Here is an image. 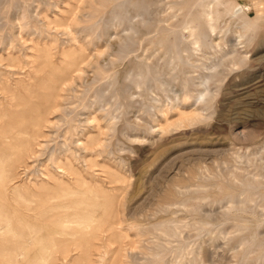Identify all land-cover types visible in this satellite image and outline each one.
I'll use <instances>...</instances> for the list:
<instances>
[{"label":"rangeland","instance_id":"1","mask_svg":"<svg viewBox=\"0 0 264 264\" xmlns=\"http://www.w3.org/2000/svg\"><path fill=\"white\" fill-rule=\"evenodd\" d=\"M79 1L0 0V264H264V0Z\"/></svg>","mask_w":264,"mask_h":264},{"label":"bare ground","instance_id":"2","mask_svg":"<svg viewBox=\"0 0 264 264\" xmlns=\"http://www.w3.org/2000/svg\"><path fill=\"white\" fill-rule=\"evenodd\" d=\"M1 1H2V0H1ZM10 1H11V0H10ZM22 1H23V0H22ZM80 1H81V0H80ZM80 1H79V2H80ZM94 1H95V0H94ZM100 1H101V0H100ZM102 1H103V0H102ZM106 1H108V0H106ZM199 1H200V0H199ZM213 1H214V0H212V2H213ZM84 2H86V1H84ZM89 2H90V1H89ZM89 2H88V4H89ZM92 2H93V0H92ZM97 2H99V1L97 0ZM103 2H104V1H103ZM103 2H102V3H103ZM47 3H48V2H47ZM93 3H95V2H93ZM93 3H91V4L93 5ZM104 3H105V2H104ZM106 3H107V2H106ZM195 3H196V2H195ZM25 4H26V3H25ZM91 4H89V5H90L91 8H93L94 6H92ZM98 4H99V3H98ZM210 4H211V3L209 2V4H206V5H209V6H210ZM86 5H87V4H86ZM94 5H95V4H94ZM99 5H100V4H99ZM102 5H103V4H102ZM195 5H196V4H195ZM14 6H16V5H14ZM17 6H19V4H18ZM25 6H26V5H25ZM95 6H96V5H95ZM104 6H105V5H104ZM187 6H188V5H187ZM83 7H84V5H83ZM101 7H102V6H100V8H101ZM206 7H207V6H206ZM15 8H16V7H15ZM26 8H27V7H26ZM96 8H98V5H97ZM96 8L94 7V10H93V11H96V10H95ZM204 8H205V7H204ZM208 8H209V7H208ZM98 10H99V9H98ZM141 10H142V9H141ZM191 10H192V9H191ZM25 11H26V9H25ZM89 11H90V10H89ZM143 11H144V10H143ZM26 12H27V11H26ZM87 12H88V11H87ZM91 12H92V10H91ZM190 12H191V11H190ZM209 12H211V10H209ZM32 13H33V12H32ZM92 13H94V12H92ZM124 13H125V12H124ZM90 14H91V13H90ZM140 14H141V12H140ZM205 14H206V13H205ZM25 15H26V14H25ZM25 15H24V16H25ZM92 15H93V14H91V16H92ZM94 15H95V14H94ZM94 15H93V16H94ZM187 15H188V14H187ZM210 15H211V14H210ZM210 15H208V16H210ZM82 16H83V15H82ZM184 16H185V15H184ZM94 17H96V16H94ZM202 17H203V16H202ZM16 18H17V17H16ZM31 18H32V17H31ZM88 19H89V16L87 17V21H88ZM211 19H212V17H211ZM15 20H16V19H15ZM89 20L91 21V18H90ZM183 20H184V19H183ZM207 20H208V19H207ZM105 21H106V20H105ZM27 22H28V21H27ZM143 22H144V21H143ZM182 22H183V21H182ZM184 22H185V21H184ZM191 22H192V21H191ZM208 22H209V21H208ZM211 22H212V21L210 20V22H209L208 25H209L210 30H211V32H212V31L214 30V25H212ZM214 22H215V21H214ZM78 23H79V22H78ZM81 23H82V22H81ZM180 23H181V22H180ZM180 23H179V24H180ZM216 23H217V22H216ZM102 24H103V23H102ZM109 24H110V23H109ZM27 25H29V24H27ZM49 25H50V24H49ZM110 25H111V24H110ZM183 25H184V24H183ZM183 25H181V26H183ZM188 25H189V24H188ZM215 25H216V24H215ZM11 26H12V25H11ZM181 26H179V27H181ZM12 27H13V26H12ZM100 27H101V26H100ZM131 27H133V26H131ZM157 27H158V26H157ZM167 27H172V26H167ZM179 27H178V28H179ZM187 27H188V26H187ZM191 27H192V26H191ZM191 27H190V28H191ZM38 28H39V27H38ZM40 28H41V27H40ZM172 28H174V27H172ZM190 28H189V29H190ZM197 28H198V27H197ZM41 29H42V28H41ZM133 29H134V28H133ZM165 29H166V28H165ZM165 29H164V30H165ZM175 29H177V28H175ZM181 29L183 30L182 27H181ZM186 29H187V28H185L184 30H186ZM172 30H173V29H172ZM178 31H179V30H178ZM179 32H180V31H179ZM192 32H193V31H192ZM70 33H71V32H70ZM180 33H181V32H180ZM182 33H183V32H182ZM106 34H107V33H106ZM183 34H184V33H183ZM189 34H190V33H189ZM202 34H203V33H201L200 35L202 36ZM211 34H212V33H211ZM181 35H182V34H181ZM187 36H188V35H187ZM187 36H186V37H187ZM190 36H191V34H190ZM188 37H189V36H188ZM203 37H204V36H203ZM111 38H112V37H110V35L107 36V42H108V43L111 41ZM181 38H182V37H181ZM204 38H206V36H205ZM204 38L202 39V41L205 40ZM238 38L241 39L240 36H239ZM115 39H116V38H115ZM184 39H185V38H184ZM189 39H191V38H189ZM185 40H186V39H185ZM197 40H198V39H197ZM197 40H196V41H197ZM207 40H208V39H207ZM182 41H183V40H182ZM183 42H185V41H183ZM190 42H191V41H190ZM208 42H209V40H208ZM208 42H207V44H208ZM180 43H181V42H180ZM195 43H196V42H195ZM209 43H210V42H209ZM181 44H182V43H181ZM187 44H189V43L187 42ZM191 44H192V43H190L189 45H191ZM212 44H213V41H212ZM183 45H184V44H183ZM185 45H186V44H185ZM193 45H194V43H193ZM195 45H196V44H195ZM210 45H211V44H210ZM180 46H182V45H180ZM191 46H192V45H191ZM191 46H190V48H191ZM208 46H209V45H208ZM214 46H215V44H214ZM216 46H217V44H216ZM216 46H215V47H216ZM234 46H235V45H233V46H231V47L233 48ZM188 47H189V46H188ZM110 48H111V47H110ZM118 48H119V47H118ZM121 48H122V47H121ZM197 48H198V47H197ZM210 48H211V47H210ZM212 48H213V45H212ZM217 48H219V47H217ZM119 49H120V48H119ZM181 49H184V51H185V48L182 47ZM232 50H233V51H231V55H232V54H236V53H235L236 51H235L234 49H232ZM172 51H173V50H172ZM182 51H183V50H182ZM174 52H175V51H174ZM174 52H172V53H174ZM226 52H227V51H226ZM45 53H46V52H45ZM116 53H117V52H116ZM227 53H229V52H227ZM80 54H81V53H80ZM80 54H79V52H78V55H80ZM170 54H171V53H170ZM225 54H226V53H225ZM48 55H49V54H48ZM72 55H73V53H72ZM81 55H83V53H82ZM111 55H112V54H111ZM174 55H175V54H174ZM226 55H227V54H226ZM236 55H237V54H236ZM171 56H172V54H171ZM76 57H77V55H76ZM172 57H173V56H172ZM182 57H183V55H182ZM73 58H74V57H73ZM89 58H90V57H89ZM89 58H87V60H88ZM231 58H232V56H231ZM76 59H77V58H75V60H76ZM176 59H177V58H176ZM241 59H242V58H240L239 60H241ZM48 60H49V59H48ZM72 60H73V59H72ZM49 61H50V60H49ZM85 61H86V60H85ZM85 61L83 62L84 65H85ZM169 61L171 62V59H170ZM180 61H181V60H180ZM241 61H242V60H241ZM68 62H69V61H68ZM87 63H88V62H87ZM90 63H91V61H89V64H90ZM48 64H49V63H48ZM62 64H63V63H62ZM72 64H73V62H72ZM74 64H75V63H74ZM170 65H171V64H170ZM49 66H50V65H49ZM51 66H52V65H51ZM74 66H75V65H74ZM80 66H81V65H80ZM80 66H79V67H80ZM86 66H87V65H86ZM168 66H169V65H168ZM174 66H175V65H174ZM58 68H59V67H58ZM82 69H83V68H82ZM63 70H64V69H62L61 71H63ZM77 70H78V71H81L80 68H78ZM78 71H77V72H78ZM146 71H147V70H146ZM77 72L75 73L76 75L79 73V72H78V73H77ZM54 73H55V72H54ZM58 73H59V72H58ZM80 73H81V72H80ZM51 74H52V73H50V74L48 73V75H50V76H49V77L47 76V77H48V78H51V76H52ZM60 74H61V72H60ZM62 74H64V71H63ZM72 74H74V73H72ZM83 74H84V73H83ZM58 75H59V74H58ZM58 75H57V76H58ZM64 75H65V77L63 76V77H64L63 79L66 80V78L68 77V76H67L68 74L66 75V71H65V74H64ZM60 76H61V75H60ZM66 76H67V77H66ZM79 76L81 77L82 75H79ZM145 76H146V75H145ZM208 76H209V75H208ZM54 77H55V75H54L51 79L54 80ZM77 77H78V76H77ZM58 78H59V77H58ZM61 78H62V77H61ZM152 78H153V77H152ZM203 78H204V76H203ZM203 78H202V79H203ZM59 79H60V78H59ZM76 79H78V78H76ZM154 79H155V78H154ZM45 80H46V79H45ZM53 80H52V82L55 83V80H54V81H53ZM67 80H68V79H67ZM71 80H72V77H71ZM203 80H204V79H203ZM205 80H207V78H205ZM46 81H47V80H46ZM57 81H58V80H57ZM57 81H56V82H57ZM62 81H63V82H62ZM62 81H61V83L64 84L65 81H64V80H62ZM200 81H201V80H200ZM200 81H199V82H200ZM146 82H147V81H146ZM156 82H157V81H156ZM201 82H202V81H201ZM204 82H205V81H204ZM49 83H50V82H49ZM58 83H59V81H58ZM61 83H60V84H61ZM66 83H67V82H66ZM66 83H65V84H66ZM208 83H209L208 81L205 82L206 85H207ZM63 84H61L60 86H62ZM65 84H64V85H65ZM67 84H68V83H67ZM67 84H66V85H67ZM149 84H150V83H149ZM47 85H48V84H46V86H47ZM55 85H56V84H55ZM57 85H58V84H57ZM196 85H197V84H196ZM201 85H203V83H202ZM48 86H51V84H49ZM48 86L46 87V89L48 88ZM203 86H204V85H203ZM51 87H52V86H51ZM53 87H54V85H53ZM134 87H135V86H134ZM49 88H50V87H49ZM56 88H57V87H56ZM56 88H55V89H56ZM58 88H59V87H58ZM60 88H61V87H60ZM135 88H137V87H135ZM127 89H128V88H127ZM206 89H207V87H206ZM70 90H71V88H70ZM128 90H129V89H128ZM203 90H205V88H204ZM207 90H208V89H207ZM55 91H58V92H59V90H57V89H56ZM67 91H68V90H67ZM51 92H52V91H51ZM53 92H54V91H53ZM61 92H62V91H61ZM201 93H203V92H201ZM201 93H200V94H201ZM51 94H52V93H51ZM55 94H56V93H55ZM58 94H59V93H58ZM205 94H206V93H205ZM53 95H54V94H52L51 96L53 97ZM198 95H199V94H198ZM58 96H59V95H58ZM58 96H57V97H58ZM54 97H55V95H54ZM199 97H200V96H199ZM62 99H63V97H62ZM46 100H47V99H46ZM54 100H55V99H54ZM195 100H196V99H195ZM196 101H197V100H196ZM53 102H54V101H53ZM55 102H56V101H55ZM55 104H56V103H55ZM173 104H174V103H173ZM53 105H54V104H53ZM54 106H55V105H54ZM54 106H53V107H54ZM81 106H82V105H81ZM82 107H83V106H82ZM54 108H55V107H54ZM60 108H62V107H60ZM86 108H87V106H86ZM86 108H82V109L85 110ZM88 108H89V107H88ZM88 108H87V109H88ZM52 109H53V108H52ZM80 109H81V108H80ZM135 109H137V108H135ZM62 110H63V109H62ZM64 111H66V110H64ZM78 111H79V110H78ZM78 111H77V112H78ZM80 111H81V110H80ZM80 111H79V112H80ZM86 111H87V110H86ZM50 112H51V110H50ZM69 112H70V111H69ZM69 112H68V113H69ZM77 112H76V113H77ZM79 112H78V113H79ZM68 113H67V115H68ZM74 113H75V112H74ZM80 113H83V112H80ZM49 114H50V113H49ZM51 114H52V113H51ZM65 114H66V112H65ZM85 114H86V113H84V115H85ZM69 115L71 116L72 114H69ZM69 115H68V116H69ZM77 115H78V114H77ZM84 115H83V116L81 115V117H84ZM92 115H93V114H92ZM92 115H91V116H92ZM61 116H62V115H61ZM61 116H60V117H61ZM73 116H75V115L73 114ZM66 117H67V116H66ZM75 117H76V116H75ZM62 118H63V117H62ZM60 119H61V118H60ZM63 119H64V118H63ZM76 119H77V118H76ZM89 119H90V121H91L92 118H89ZM52 120H53V119H52ZM66 120H68V119H65L64 121H66ZM83 120H84V119H83ZM87 120H88V119H87ZM92 120H93V119H92ZM60 121H63V120H60ZM76 121H77V120H76ZM56 122H57V121H56ZM58 122H59V121H58ZM58 122H57V123H58ZM78 122H79V121H78ZM46 123H47V122H46ZM66 123H67V122H65V124H66ZM87 123H88V122H87ZM68 124H69V123H68ZM78 124H79V123H78ZM88 124H89V123H88ZM36 126H37V125H36ZM74 127H75V126H74ZM67 128H68V127H67ZM72 128H73V127H72ZM44 129H45V128H44ZM68 129H69V128H68ZM68 129H67V130H68ZM74 129H75V128H74ZM69 130H70V129H69ZM69 132H71V131H69ZM67 133H68V132H67ZM68 134H69V133H68ZM68 134H67V135H68ZM33 135H34V134H33ZM67 138H68V137H67ZM37 140H38V139H37ZM37 142H38V141H37ZM25 144H26V143H25ZM38 145H39V144H38ZM38 145H37V146H38ZM60 167H61V166H60ZM60 167H59V168H60ZM62 167H63V166H62ZM62 167H61V168H62ZM63 169H64V168H63ZM63 169H62V170H63ZM57 170H61V169H57ZM63 171H64V170H63ZM29 172H30V171H29ZM249 188H251V187H249ZM8 191H9V190H8ZM251 193H252V192H251ZM250 198H251V197H250ZM100 213H101V212H100ZM97 217H98V216H97ZM114 217H115V216H114ZM112 219H113V218H112ZM111 221H112V220H111ZM114 221H115V220H114ZM94 222H95V221H94ZM111 224H112V223H111ZM63 225H64V224H63ZM91 225H92V224H91ZM69 226H71V225H69ZM111 226H112V225H111ZM63 227H64V226H63ZM65 227H66V225H65ZM86 227H87V226H86ZM69 228H70V227H69ZM84 228H85V227H84ZM81 229H82V228H81ZM79 230H80V229H79ZM117 237H118V236H117ZM114 238H116V237H114ZM118 238H120V237H118ZM52 245H53V244H52ZM52 251H53V250H52ZM46 255H47V254H46ZM46 257H47V256H46ZM49 257H50V255H49ZM48 259H49V258H48ZM50 259H51V258H50ZM45 261H46V263H47L48 260H45ZM41 262H42V261H41ZM48 262H49V261H48ZM43 263H44V262H43ZM50 263H51V262H50ZM44 264H45V263H44Z\"/></svg>","mask_w":264,"mask_h":264}]
</instances>
